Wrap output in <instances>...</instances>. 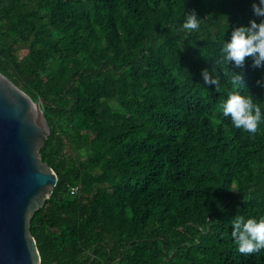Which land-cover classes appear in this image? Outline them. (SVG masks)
Instances as JSON below:
<instances>
[{
	"label": "trees",
	"instance_id": "1",
	"mask_svg": "<svg viewBox=\"0 0 264 264\" xmlns=\"http://www.w3.org/2000/svg\"><path fill=\"white\" fill-rule=\"evenodd\" d=\"M250 18L249 0H0V72L43 101L59 177L31 224L42 264H264L230 235L264 215V123L220 107L248 91L264 111V68L246 58L242 88L214 63Z\"/></svg>",
	"mask_w": 264,
	"mask_h": 264
},
{
	"label": "water",
	"instance_id": "2",
	"mask_svg": "<svg viewBox=\"0 0 264 264\" xmlns=\"http://www.w3.org/2000/svg\"><path fill=\"white\" fill-rule=\"evenodd\" d=\"M42 102L0 72V264H42L31 224L59 181L41 155L51 134Z\"/></svg>",
	"mask_w": 264,
	"mask_h": 264
},
{
	"label": "clouds",
	"instance_id": "3",
	"mask_svg": "<svg viewBox=\"0 0 264 264\" xmlns=\"http://www.w3.org/2000/svg\"><path fill=\"white\" fill-rule=\"evenodd\" d=\"M252 18L247 24L232 27L228 39H223L214 62L228 70L229 82L234 87L245 88L244 75L246 58L251 60L252 68H264V0H249ZM200 18L195 10L185 12L180 25L184 31L197 30ZM227 31V30H226ZM225 31V32H226ZM223 33V36L225 35ZM204 85L218 89L220 76L210 73L208 68L200 70ZM255 85L264 90V73L255 81ZM222 115L228 117L231 124L249 134L257 131L258 125L264 123V111L253 95L247 91H229L226 98L220 101ZM230 235L236 251L242 254H253L264 249V215L245 217L236 215L231 221Z\"/></svg>",
	"mask_w": 264,
	"mask_h": 264
},
{
	"label": "built area",
	"instance_id": "4",
	"mask_svg": "<svg viewBox=\"0 0 264 264\" xmlns=\"http://www.w3.org/2000/svg\"><path fill=\"white\" fill-rule=\"evenodd\" d=\"M79 190V187H75V188H73V192H77Z\"/></svg>",
	"mask_w": 264,
	"mask_h": 264
},
{
	"label": "rangeland",
	"instance_id": "5",
	"mask_svg": "<svg viewBox=\"0 0 264 264\" xmlns=\"http://www.w3.org/2000/svg\"><path fill=\"white\" fill-rule=\"evenodd\" d=\"M21 54H22V56H25L27 54V51L23 50Z\"/></svg>",
	"mask_w": 264,
	"mask_h": 264
}]
</instances>
